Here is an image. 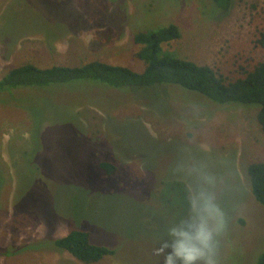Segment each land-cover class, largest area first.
<instances>
[{
  "label": "rangeland",
  "instance_id": "rangeland-1",
  "mask_svg": "<svg viewBox=\"0 0 264 264\" xmlns=\"http://www.w3.org/2000/svg\"><path fill=\"white\" fill-rule=\"evenodd\" d=\"M169 24L181 37L166 51L228 80L264 61V0H0V78L13 67L80 66L99 60L141 72L133 36ZM256 105H219L176 86L115 90L96 84L0 94V250L16 252L48 232L90 233L114 250L96 264H163L154 254L167 224L185 211L171 174L181 148L207 145L231 162L235 182L219 264H256L264 207L247 175L264 162ZM117 167L113 176L100 162ZM0 264H84L69 252L26 250Z\"/></svg>",
  "mask_w": 264,
  "mask_h": 264
},
{
  "label": "trees",
  "instance_id": "trees-1",
  "mask_svg": "<svg viewBox=\"0 0 264 264\" xmlns=\"http://www.w3.org/2000/svg\"><path fill=\"white\" fill-rule=\"evenodd\" d=\"M212 2L214 10L220 14L229 12L233 4V0ZM180 37V31L174 24L136 33L133 43L139 46L135 55L144 65L141 72L99 60L74 67L54 65L41 68L24 63L11 68L0 78V94L77 84H96L115 90L132 91L171 85L197 93L219 105H256L257 123L264 133V61L245 72L243 77L231 81L209 66L198 65L164 50V45H170ZM258 44L264 47V33ZM98 167L107 176H113L117 171L116 165L111 162H100ZM247 175L254 200L264 207V162H252L247 168ZM26 250L67 251L84 264H96L115 253L109 247L92 243L89 232L77 229L57 239L51 238L48 232L36 244L19 248L12 253ZM12 253L0 250V255ZM256 264H264V251Z\"/></svg>",
  "mask_w": 264,
  "mask_h": 264
},
{
  "label": "clouds",
  "instance_id": "clouds-1",
  "mask_svg": "<svg viewBox=\"0 0 264 264\" xmlns=\"http://www.w3.org/2000/svg\"><path fill=\"white\" fill-rule=\"evenodd\" d=\"M171 174L185 188V211L171 220L154 254L163 264H219L222 237L230 222L228 201L235 182L231 162L207 145L179 150Z\"/></svg>",
  "mask_w": 264,
  "mask_h": 264
}]
</instances>
